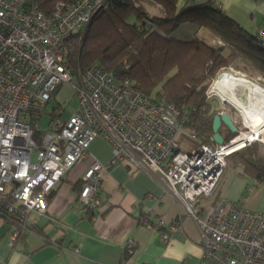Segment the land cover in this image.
<instances>
[{
	"label": "built area",
	"instance_id": "1",
	"mask_svg": "<svg viewBox=\"0 0 264 264\" xmlns=\"http://www.w3.org/2000/svg\"><path fill=\"white\" fill-rule=\"evenodd\" d=\"M100 3L57 5L47 16L33 0H0V218L11 229V244L35 234L30 215L46 214L49 196L101 137L112 145L113 158L107 165L96 161L87 171L79 196L83 215L104 203L103 172L130 164L158 175L194 221L206 264H264V211L223 202L207 217L199 210V201L217 191L229 157L258 141L241 135L219 147L203 144L185 152L183 137L198 138L184 130L185 120L171 108L156 107L98 66L75 71L67 42L87 29ZM62 86L73 89L77 107L65 119L66 107L59 105L43 130L47 107ZM126 100H136L135 107ZM140 223L163 232L168 242L180 218L166 223L157 217L152 223L146 216ZM125 251L135 252L132 240ZM73 252L78 254V247Z\"/></svg>",
	"mask_w": 264,
	"mask_h": 264
},
{
	"label": "crops",
	"instance_id": "2",
	"mask_svg": "<svg viewBox=\"0 0 264 264\" xmlns=\"http://www.w3.org/2000/svg\"><path fill=\"white\" fill-rule=\"evenodd\" d=\"M177 2L180 10L213 4L242 29L259 37L264 35V0ZM150 10L159 15L158 10ZM197 31L193 25H183L176 37L190 40ZM198 34L214 47L223 45L205 29H199ZM261 40L264 46V39ZM231 70V67L224 68L218 76L235 75ZM241 77L251 79L249 74L242 73ZM64 90L72 93L69 87H63L55 97L58 105L68 104L62 98ZM239 98L242 99V95ZM70 116L71 112H68L64 118ZM225 135L227 133L222 134L224 140ZM213 137L205 145L219 147ZM112 158V145L98 137L90 147L89 157L58 185L49 199L47 213L31 215L35 234L28 235L18 244H11V229L0 218V264H122L129 240L133 241L136 254L123 264H206L199 229L185 215L184 208L173 200L161 178L151 171H142L125 163L106 170L102 174L103 207L94 214H82L78 195L84 186L87 171L95 161L107 165ZM239 164L236 158L228 160L215 194L199 201L202 215L209 216L218 202L226 206L229 203L245 206L250 211H264V182H258L252 172L243 170ZM146 216L152 223L157 217H162L166 223L180 218L179 228L170 241L164 242L163 232L140 223ZM74 247H78V254L73 252Z\"/></svg>",
	"mask_w": 264,
	"mask_h": 264
},
{
	"label": "trees",
	"instance_id": "3",
	"mask_svg": "<svg viewBox=\"0 0 264 264\" xmlns=\"http://www.w3.org/2000/svg\"><path fill=\"white\" fill-rule=\"evenodd\" d=\"M33 1L49 16L57 5L69 6L78 0ZM92 1L101 2L100 7L86 32L73 35L67 42L68 62L82 72L98 66L115 80L129 83L156 107L171 108L181 122L185 120L184 130L198 138L194 141L198 146L210 143L214 135L213 120L218 111L207 104L206 95L220 71L235 69L239 63L240 71L252 77H264V46L260 37L242 29L213 4L180 10L177 0ZM148 6L160 15H150ZM187 24L198 31L190 40L178 39L176 33ZM199 29L209 31L223 45L212 46L198 34ZM81 35L84 36L82 43L79 42ZM83 55L93 57L94 62L84 67ZM58 106L53 107L50 116ZM243 150L234 156L240 163L238 166L252 172L258 182H264L261 166L264 157L258 147ZM79 196L80 193L78 200ZM135 252L128 255L125 251L122 264L135 257Z\"/></svg>",
	"mask_w": 264,
	"mask_h": 264
},
{
	"label": "rangeland",
	"instance_id": "4",
	"mask_svg": "<svg viewBox=\"0 0 264 264\" xmlns=\"http://www.w3.org/2000/svg\"><path fill=\"white\" fill-rule=\"evenodd\" d=\"M148 8V12L150 13V15H152V16H155V15H158L157 14V12H155L154 10H150L149 11V8H151V7H147ZM152 9V8H151ZM159 15H160V13H159ZM90 26V25H89ZM89 26L87 27V29L89 28ZM180 30V29H179ZM86 31H84V33H85ZM83 32L82 33H80V34H84ZM83 39H84V36L83 35H81L80 37H79V42L80 43H82V41H83ZM81 46V45H80ZM70 52V51H69ZM76 55V54H75ZM74 56V55H73ZM91 62H94V58L93 57H87V56H84L83 55V59H82V65L84 66V67H87V66H89L90 64H92ZM74 69H75V71H80V72H82L81 70L82 69H76V67H74V65H72V64H70ZM239 66H242L241 64H239V63H236V65H235V69L234 68H232V70H231V72L232 73H234L235 75H233V76H235V77H237V78H244V79H246V80H248V81H250L252 84H255V85H259L260 87H262L263 89H264V77H262V76H258V75H255V76H253L252 77V75H250V77H251V79L250 78H245V77H241V75H242V73L243 74H246L247 75V73H245V72H243V71H240L239 70ZM238 70H237V69ZM87 70V69H86ZM84 71V70H83ZM234 71V72H233ZM242 72V73H241ZM219 76H217L213 81H212V83H211V85H210V87H209V89L207 90V104H209L211 107H212V109H213V111H218V114H222V113H227L230 117H231V119H232V121L234 122V124H235V126H236V128H237V130H238V133H236V134H232L230 131H229V129L226 127V126H222V128H221V134H225V133H227V136L225 137V143H228L229 141H231V140H233L234 138H237L238 136H241V135H243V134H251L252 133V131L250 130V128H249V126H247L246 125V122L244 121V119H243V116L239 113V111L233 106V105H231V104H228V103H226V102H224L223 100H222V98L214 91V87H215V84L218 82V80H219ZM63 87H69V86H62L60 89H59V92H58V94L61 92V89L63 88ZM71 90H72V93L70 94L67 90H64L63 92H62V98L65 100V102H68V104L66 105V104H60V108H61V106H65L66 107V110H67V112H69V110L71 109V108H76L77 107V98H76V95H75V92L73 91V89L71 88V87H69ZM238 95L239 96H241L242 95V101L244 102V103H246L247 102V95H249V92L248 91H246L245 89H243V88H239V91H238ZM121 104H123L122 102H120L119 103V105H121ZM126 104L127 105H129L130 106V108L131 109H133L134 107H135V104H136V100H134V101H130V100H126ZM58 104L56 103V102H54V103H52V106H49L48 107V110H47V113H46V115L43 117V119H42V121H41V128L43 129V130H45V129H47V127H48V124L50 123V121L52 120V117L50 116V111L53 109V107H55V106H57ZM212 111V112H213ZM217 114V115H218ZM233 135V136H232ZM228 138H230L229 140H227ZM254 145H256L257 147H258V151H259V154H261L263 157H264V142H261V141H258V142H256V143H252L251 145H248L245 149H247V148H252V146H254ZM197 147V144L195 143V142H192V141H190L188 138H184L183 139V141L181 142V148H182V150L183 151H185V152H190V151H192V150H194L195 148ZM244 149V150H245ZM243 150V151H244ZM240 153V151L239 152H237L236 154H239ZM236 154H234L232 157L230 156L229 158H234V156H236ZM96 162V161H95ZM130 164H128V166H129ZM234 164H231V166H233ZM132 166V165H131ZM261 166L262 167H264V163H262L261 164ZM65 179V178H64ZM63 179V180H64ZM85 179H86V176H85ZM62 180V181H63ZM61 181V182H62ZM85 181V180H84ZM84 185H85V183H84ZM84 187V186H83ZM83 189V188H82ZM81 192H82V190H81ZM50 199V198H49ZM49 199H48V204H49ZM79 203H80V201H79ZM80 206H81V203H80ZM101 208L103 207V204L100 206ZM100 208V209H101ZM99 209V210H100ZM47 210H48V207H47ZM47 210H46V213H47ZM82 210V209H81ZM98 211V210H97ZM82 212V211H81ZM96 212V211H95ZM33 214H35V213H33ZM32 215V214H31ZM31 215H30V222H31ZM32 223V222H31ZM33 224V223H32ZM33 228H34V226H33ZM34 231V230H33ZM19 243V242H18ZM18 243H16V244H18ZM16 244H14V245H16Z\"/></svg>",
	"mask_w": 264,
	"mask_h": 264
},
{
	"label": "bare ground",
	"instance_id": "5",
	"mask_svg": "<svg viewBox=\"0 0 264 264\" xmlns=\"http://www.w3.org/2000/svg\"><path fill=\"white\" fill-rule=\"evenodd\" d=\"M239 88L249 92L246 103L237 94ZM214 91L224 102L233 105L239 111L252 131L251 134H243L241 138L264 142V89L244 78L223 74L215 84Z\"/></svg>",
	"mask_w": 264,
	"mask_h": 264
},
{
	"label": "water",
	"instance_id": "6",
	"mask_svg": "<svg viewBox=\"0 0 264 264\" xmlns=\"http://www.w3.org/2000/svg\"><path fill=\"white\" fill-rule=\"evenodd\" d=\"M223 125L226 126L232 134L238 133V130L234 122L227 113L216 115L213 120V133H214L213 141L219 146L225 144L224 137L221 134V128Z\"/></svg>",
	"mask_w": 264,
	"mask_h": 264
}]
</instances>
